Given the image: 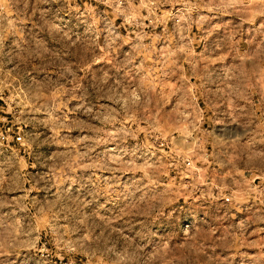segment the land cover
<instances>
[{
	"label": "clouds",
	"instance_id": "1",
	"mask_svg": "<svg viewBox=\"0 0 264 264\" xmlns=\"http://www.w3.org/2000/svg\"><path fill=\"white\" fill-rule=\"evenodd\" d=\"M0 101V264H264V0H0Z\"/></svg>",
	"mask_w": 264,
	"mask_h": 264
},
{
	"label": "rangeland",
	"instance_id": "2",
	"mask_svg": "<svg viewBox=\"0 0 264 264\" xmlns=\"http://www.w3.org/2000/svg\"><path fill=\"white\" fill-rule=\"evenodd\" d=\"M117 23L119 24V21H117ZM121 31H123V29ZM200 103H201V107H203V101H201ZM6 107L7 105H5L3 101H0V109H6ZM0 116H3L4 119L8 121L7 124L0 122V131H3L6 135L14 136V134L17 131H19V129L13 127L11 115H9L6 111H0ZM9 129H12V131L9 132ZM163 151H167V149H164ZM256 183H259V180H257ZM85 264H87L86 261H85Z\"/></svg>",
	"mask_w": 264,
	"mask_h": 264
}]
</instances>
